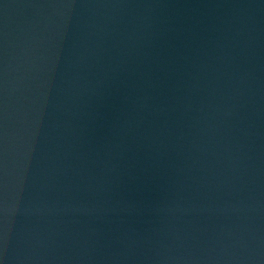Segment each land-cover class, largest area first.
Returning a JSON list of instances; mask_svg holds the SVG:
<instances>
[{
  "label": "water",
  "instance_id": "obj_1",
  "mask_svg": "<svg viewBox=\"0 0 264 264\" xmlns=\"http://www.w3.org/2000/svg\"><path fill=\"white\" fill-rule=\"evenodd\" d=\"M0 264H264V0H0Z\"/></svg>",
  "mask_w": 264,
  "mask_h": 264
}]
</instances>
